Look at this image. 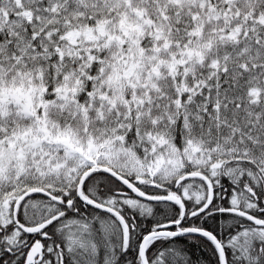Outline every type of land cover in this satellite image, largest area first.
I'll list each match as a JSON object with an SVG mask.
<instances>
[{
	"label": "snow or ice",
	"instance_id": "obj_1",
	"mask_svg": "<svg viewBox=\"0 0 264 264\" xmlns=\"http://www.w3.org/2000/svg\"><path fill=\"white\" fill-rule=\"evenodd\" d=\"M0 264H264V0H0Z\"/></svg>",
	"mask_w": 264,
	"mask_h": 264
}]
</instances>
